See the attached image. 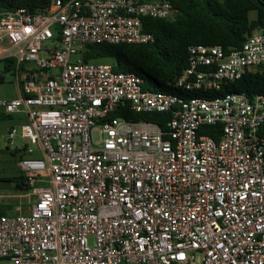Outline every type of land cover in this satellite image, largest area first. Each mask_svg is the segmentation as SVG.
I'll use <instances>...</instances> for the list:
<instances>
[{
  "label": "built area",
  "instance_id": "1",
  "mask_svg": "<svg viewBox=\"0 0 264 264\" xmlns=\"http://www.w3.org/2000/svg\"><path fill=\"white\" fill-rule=\"evenodd\" d=\"M169 0H51L36 13H0V61L17 97L0 101L26 121L41 158L18 167L34 203L0 215L7 264H264V95L179 96L144 90L133 72L71 62L88 45L149 44L143 19H172ZM174 80L183 92L217 91L264 73V33L225 54L191 45ZM169 112L161 129L109 116ZM220 125L218 141L201 134ZM91 240V243L88 240Z\"/></svg>",
  "mask_w": 264,
  "mask_h": 264
},
{
  "label": "trees",
  "instance_id": "2",
  "mask_svg": "<svg viewBox=\"0 0 264 264\" xmlns=\"http://www.w3.org/2000/svg\"><path fill=\"white\" fill-rule=\"evenodd\" d=\"M50 1L0 0V13L17 8H25L30 13H36L46 7ZM169 2L175 10L172 19H143V29L153 34V43L88 45L79 53L80 59L83 62L111 59L110 65L114 71L133 72L139 76L144 90L168 92L186 98H215L231 92L244 93L250 98L258 94L264 95V73H248L211 92H183L174 86V80L187 67L189 46L217 45L228 54L232 49L239 48L252 32L264 31V0H169ZM251 11L256 12L254 20L249 19L248 14ZM0 63L2 65L0 82H2L3 73L10 71L13 73V66L11 60ZM109 117H121L134 122H153L161 129H165L171 114L169 112L133 113L122 107L120 111L112 113ZM200 133L218 141L221 133L220 125L203 126ZM13 180V178L5 179L6 182ZM21 180L22 178L15 186L17 190L26 191L28 188L22 185Z\"/></svg>",
  "mask_w": 264,
  "mask_h": 264
},
{
  "label": "rangeland",
  "instance_id": "3",
  "mask_svg": "<svg viewBox=\"0 0 264 264\" xmlns=\"http://www.w3.org/2000/svg\"><path fill=\"white\" fill-rule=\"evenodd\" d=\"M80 60V55L76 54L70 57L71 62H76ZM95 63H105L110 64L111 59H103L92 61ZM2 72V65L0 63V73ZM17 97V89L14 80L13 73L5 72L3 73V81L0 82V101L10 100ZM17 116L10 114L6 115L3 113L2 108L0 107V186H3V177L11 176V170L15 162L20 159L25 158H40L38 151H34L30 155H24L22 152L15 151V145L18 143L17 139L12 140V143L8 144V132L12 126L17 123ZM21 119V118H20ZM24 119L22 118L21 121ZM24 122V121H23ZM26 205V200H24ZM91 243V240H88ZM0 264H7L5 261H0Z\"/></svg>",
  "mask_w": 264,
  "mask_h": 264
},
{
  "label": "crops",
  "instance_id": "4",
  "mask_svg": "<svg viewBox=\"0 0 264 264\" xmlns=\"http://www.w3.org/2000/svg\"><path fill=\"white\" fill-rule=\"evenodd\" d=\"M249 19L254 20L256 18V12L251 11L248 14ZM254 32H260L264 33V31H254ZM253 33V32H252ZM110 65V64H109ZM17 89V87H16ZM3 111V110H2ZM6 114V113H5ZM13 115L17 116V123L14 126H19L20 124L24 123L26 121V117L24 114L20 112L12 113ZM10 115V114H8ZM23 118L24 122L21 121ZM12 126V127H14ZM15 139L18 140V143L15 145V151L22 152L24 155H30L34 151H38L41 158V151L39 149L34 148L31 153H26L25 149L28 147L27 143L23 141L22 139L16 137ZM18 161L15 162V164L12 167L11 176L3 177V186H0V212L2 214H26L30 211L31 206L34 203V197L30 195L28 192V189L25 191L17 190L16 184L20 181V178H22V185H25V178L23 174L21 173L19 167H18ZM7 178H13L14 180L11 182H6L5 179ZM24 200H26V205L24 203Z\"/></svg>",
  "mask_w": 264,
  "mask_h": 264
}]
</instances>
